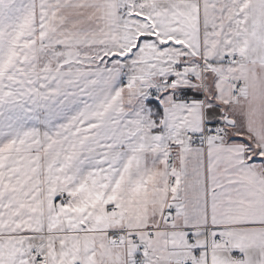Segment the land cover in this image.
<instances>
[{"label": "snow or ice", "instance_id": "snow-or-ice-1", "mask_svg": "<svg viewBox=\"0 0 264 264\" xmlns=\"http://www.w3.org/2000/svg\"><path fill=\"white\" fill-rule=\"evenodd\" d=\"M0 264H264V0H0Z\"/></svg>", "mask_w": 264, "mask_h": 264}]
</instances>
